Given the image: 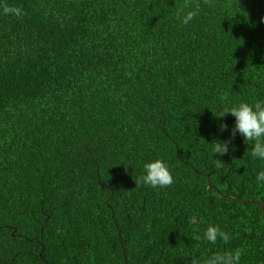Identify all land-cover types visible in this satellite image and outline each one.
I'll use <instances>...</instances> for the list:
<instances>
[{"label": "trees", "instance_id": "obj_1", "mask_svg": "<svg viewBox=\"0 0 264 264\" xmlns=\"http://www.w3.org/2000/svg\"><path fill=\"white\" fill-rule=\"evenodd\" d=\"M256 101L264 0H0V264H264V160L213 114Z\"/></svg>", "mask_w": 264, "mask_h": 264}, {"label": "clouds", "instance_id": "obj_2", "mask_svg": "<svg viewBox=\"0 0 264 264\" xmlns=\"http://www.w3.org/2000/svg\"><path fill=\"white\" fill-rule=\"evenodd\" d=\"M205 4L209 0H204ZM188 7L186 3L179 7L176 11V17L181 20L183 24H189L200 13V5L197 4L192 10L185 12ZM4 14H14L17 17L23 15L22 9L19 7L3 5ZM229 99L228 93L225 92L221 97L222 101L227 102ZM219 113L213 114L217 118H222L227 115H232L236 118L235 127L232 129V137L234 139L239 133L245 141L254 142L251 155L254 158L264 160V101H256L254 104L248 102H241L238 106L228 107L225 105L221 108ZM221 131L227 130L228 125L222 124ZM230 140H216L214 141L213 152L223 156L229 152ZM234 150V149H233ZM218 160V159H217ZM218 162H221L218 160ZM256 180L258 183H264V170L257 173ZM144 184L153 188H166L174 183V176L169 168V165L162 159H156L153 162L144 165V174L135 180V184ZM197 239H206L211 244H216L218 240L227 244L231 236L229 233L222 230L218 225H210L204 232L203 237L197 236ZM242 249L226 250L224 252H217L203 260L197 257H192L189 264H241Z\"/></svg>", "mask_w": 264, "mask_h": 264}, {"label": "water", "instance_id": "obj_3", "mask_svg": "<svg viewBox=\"0 0 264 264\" xmlns=\"http://www.w3.org/2000/svg\"><path fill=\"white\" fill-rule=\"evenodd\" d=\"M261 210H262V214H263V216H264V207H263V205H262Z\"/></svg>", "mask_w": 264, "mask_h": 264}]
</instances>
